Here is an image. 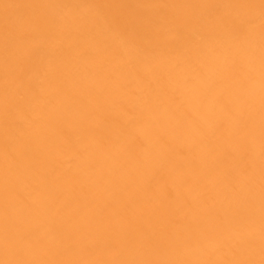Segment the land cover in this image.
I'll return each instance as SVG.
<instances>
[{"label":"bare ground","instance_id":"1","mask_svg":"<svg viewBox=\"0 0 264 264\" xmlns=\"http://www.w3.org/2000/svg\"><path fill=\"white\" fill-rule=\"evenodd\" d=\"M0 264H264V0H0Z\"/></svg>","mask_w":264,"mask_h":264}]
</instances>
